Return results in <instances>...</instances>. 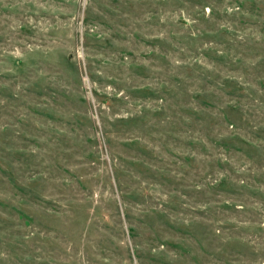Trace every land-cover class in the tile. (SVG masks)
<instances>
[{
    "label": "rangeland",
    "instance_id": "374dc122",
    "mask_svg": "<svg viewBox=\"0 0 264 264\" xmlns=\"http://www.w3.org/2000/svg\"><path fill=\"white\" fill-rule=\"evenodd\" d=\"M0 264H264V0H0Z\"/></svg>",
    "mask_w": 264,
    "mask_h": 264
}]
</instances>
